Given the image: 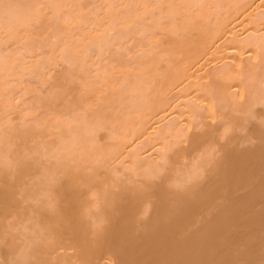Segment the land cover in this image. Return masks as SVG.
I'll use <instances>...</instances> for the list:
<instances>
[{
    "label": "bare ground",
    "instance_id": "obj_1",
    "mask_svg": "<svg viewBox=\"0 0 264 264\" xmlns=\"http://www.w3.org/2000/svg\"><path fill=\"white\" fill-rule=\"evenodd\" d=\"M0 264H264V0H0Z\"/></svg>",
    "mask_w": 264,
    "mask_h": 264
}]
</instances>
